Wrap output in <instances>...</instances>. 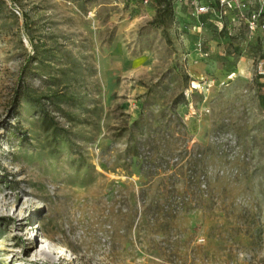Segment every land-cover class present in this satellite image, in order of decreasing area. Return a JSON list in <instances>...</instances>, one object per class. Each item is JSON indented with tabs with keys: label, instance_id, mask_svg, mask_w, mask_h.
I'll return each mask as SVG.
<instances>
[{
	"label": "rangeland",
	"instance_id": "obj_1",
	"mask_svg": "<svg viewBox=\"0 0 264 264\" xmlns=\"http://www.w3.org/2000/svg\"><path fill=\"white\" fill-rule=\"evenodd\" d=\"M173 4L0 0V264H264V12Z\"/></svg>",
	"mask_w": 264,
	"mask_h": 264
},
{
	"label": "built area",
	"instance_id": "obj_2",
	"mask_svg": "<svg viewBox=\"0 0 264 264\" xmlns=\"http://www.w3.org/2000/svg\"><path fill=\"white\" fill-rule=\"evenodd\" d=\"M212 1L213 0H190V5L192 7L191 16L196 21L198 27L202 26L199 20L200 14L214 11L210 5ZM258 1L259 2L256 3V0H253V2L251 0H218L219 5L224 11L227 9H235L242 13V9L246 8V13H250L251 19L249 20V24L252 28L254 27L257 17L264 12V0ZM143 2L146 3L148 0H144ZM220 14H222L221 11Z\"/></svg>",
	"mask_w": 264,
	"mask_h": 264
},
{
	"label": "trees",
	"instance_id": "obj_3",
	"mask_svg": "<svg viewBox=\"0 0 264 264\" xmlns=\"http://www.w3.org/2000/svg\"><path fill=\"white\" fill-rule=\"evenodd\" d=\"M133 1V0H130ZM140 1H144V0H140ZM149 1V0H148ZM248 1V0H246ZM155 2L158 5L157 8V17L155 19V22H157L158 24L165 26L167 24V22L169 20L172 19V15L175 14V5L173 4V0H155ZM210 5L212 6V8L214 9V11H210L207 13H203L200 14L199 20L201 22V25H205L207 24L208 21H213L214 19H217L219 21L223 20L224 18V11L221 6L219 5L218 0H213ZM190 6V11H189V18L193 19L191 16V12H192V7ZM231 11H237L235 9H229ZM220 11L222 12V14H220Z\"/></svg>",
	"mask_w": 264,
	"mask_h": 264
}]
</instances>
